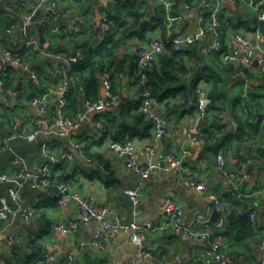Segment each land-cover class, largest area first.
<instances>
[{"label":"crops","instance_id":"obj_1","mask_svg":"<svg viewBox=\"0 0 264 264\" xmlns=\"http://www.w3.org/2000/svg\"><path fill=\"white\" fill-rule=\"evenodd\" d=\"M129 1L143 4L145 16L142 20L150 22L153 29L147 31L145 40L140 41L133 36L120 41L117 53L120 60H125L124 71L115 74L113 78L109 74L118 96L117 101L102 112H88L84 89H81L78 104L71 108L68 104L66 110V116L79 123L78 128L69 137L57 136L58 98L65 86L66 59L101 45L104 42L101 40L103 18H110L112 28L111 17L118 7L126 6ZM255 1L220 0L219 32L223 47L220 62L232 67L231 71L219 73L223 78L220 91L226 95V99L223 103L221 97L222 105L219 106L222 112L217 115L225 127L219 130L214 128L212 141L199 146H191L186 133L196 125L198 115L197 104L191 98L192 90L201 86L211 92L212 88L207 78L211 80L212 71L209 68L214 67L212 55L219 52L208 49L212 42L210 32L196 36L193 45H183L180 51H175L173 45V50L178 53L197 49L203 59L185 58L186 72H174L179 83L161 94L163 101L157 99L159 110L169 117L166 135L157 140L152 129L146 130L135 119L137 111L134 108L138 106L140 88L134 82L135 72L132 70L134 68L136 71V60L141 48L151 38L162 37L163 29L157 20L163 14V7L158 0H23L21 11L23 4L27 6L26 13H22L23 17L29 11L36 10L35 19L42 23L49 16L50 25L43 30L45 44L41 43L36 29L26 38L34 37L38 40L39 52L35 53L28 52L26 45L21 49L17 20L0 9V17L13 24L8 30L0 27L6 33L5 36L0 30L1 49H8L10 45L14 53L26 57L28 64V69L10 64L4 61L0 51V80L5 82V89L0 92L1 141L11 135L17 136L11 147L24 158L28 172L34 175L37 168L48 166L54 176L48 186L35 187L33 181L24 185L23 194L31 213L29 219L10 224L0 220V264L22 262L31 254H36L31 263L36 264L45 260L48 253L65 256L77 245L83 246L77 255V264H128L138 257L141 240L147 242L152 254V258L141 264H202V254L209 246L208 241L192 238L183 231H123L115 242L107 237L100 248L91 245L100 228L99 221H94L88 227L80 224L70 235L58 232L57 225L79 219V205L76 202L59 205L51 197V191L64 183L69 184V194L88 199L97 209H105L108 217H119L124 225L134 220L133 203L126 193L128 190L141 193L136 217L139 223L161 224L166 219L165 204L175 200L183 207L185 225L191 224L197 215L206 216L215 237L221 235L223 238L225 253L242 264H261L264 256V158H251L259 157L252 149L254 141L238 133L237 122V118L244 115L242 111L246 113L245 109H248L247 115L250 114L249 110L253 111L257 120L261 121V132L256 143H264V6L258 12ZM199 2L190 0L187 2L188 7L185 4L177 6L174 24L177 35L196 34L197 14L193 6ZM65 13L67 16H64ZM259 13L262 22L258 30L256 23ZM79 28L81 30L78 32ZM237 36L248 42L244 50H240L235 40ZM153 66H159V58ZM32 72L36 73L38 81L32 78ZM105 75L100 77L98 98L104 92ZM245 78L251 84L249 98H243ZM70 80L69 74L67 82ZM35 97H40L46 107L37 143L25 138L32 131L29 119L39 112V107L32 102ZM220 115L224 116V120ZM206 118L209 119L206 126L210 127L212 112L209 111ZM97 120L106 125L102 141L96 140L98 131L93 121ZM126 138L134 140L136 158L141 164L145 161L142 156L144 147L156 146V163L160 169L144 178L134 169L128 168L126 159L108 148L111 140L120 142ZM185 151L189 153L183 155ZM168 154L179 156L182 168L165 171L162 167ZM219 154L223 155L232 172L248 171L250 177L241 184L242 193L262 192L250 198L235 195V200L232 199L234 196L228 194L231 179L224 176L216 164ZM14 161L11 151H0V173L14 176ZM190 174L204 183L207 190L202 192L191 188L188 183ZM10 187H13L10 183H0V206L1 199L6 197L12 208L15 207L9 198ZM213 195L219 197L222 205L221 216L216 220L209 215V212L215 211L210 197ZM251 211L257 213V225L251 228L256 235L255 241L247 245L242 243V246L231 245L225 236L229 216L236 213L238 220L244 222L249 220ZM246 212L247 218L241 217ZM197 229L202 228L197 226Z\"/></svg>","mask_w":264,"mask_h":264},{"label":"built area","instance_id":"obj_2","mask_svg":"<svg viewBox=\"0 0 264 264\" xmlns=\"http://www.w3.org/2000/svg\"><path fill=\"white\" fill-rule=\"evenodd\" d=\"M163 7L167 20V37H173V45L175 51H180L183 45L191 46L196 41V36L210 32L212 36V42L208 46V49L212 52L222 51V39L220 36L221 23L219 21L220 14V0H200L198 5H194L193 8L197 14L198 29L196 34L183 36L175 33V8L179 5V0H158ZM185 4V3H184ZM256 9L260 12V8L264 6V0H256ZM184 6H187L185 4ZM188 7V6H187ZM26 4L22 5V13H26ZM37 15V11H29L25 19V26L33 24V20ZM64 16H67L66 13ZM262 22L260 13L256 23V29ZM81 29H78V32ZM111 31V22L108 18H103L101 23V40L105 41ZM235 40L238 43L240 50H244L248 42L237 36ZM26 48L28 52L35 53L39 52L38 40L34 37H30L26 40ZM2 50V56L4 61L20 66L24 69H28L26 57L13 51L4 48ZM166 45L162 37L151 38L147 44L141 48L137 60H136V71L134 76V82L140 88V96L138 98L139 112L144 116L145 120L151 123V129L157 140H160L166 135L167 126L169 123V117L161 112L157 106V99L153 92L147 72L152 68L153 63L165 53ZM85 55L79 53L66 59L65 67V86L64 90L58 98V112H57V123H56V134L59 137H69L79 126V123L66 116V108L68 106L66 94L69 90L68 75L72 71V67L76 64L81 63L85 60ZM32 78L38 81L36 73L32 72ZM105 86L103 95L95 101H86L85 106L88 112H102L103 110L113 106L117 101L118 96L115 93L114 84L109 74L105 75ZM245 91L243 98H249V91L251 84L245 78L244 81ZM5 89V82L0 80V92ZM34 105L39 107L37 115L32 116L29 119V123L32 126V131L25 136L29 142L37 143L42 132V124L44 122V116L46 113V107L43 104V100L40 97H35L32 100ZM211 105V99L209 92L199 86L197 88V120L196 125L187 130L186 136L187 141L191 146H199L205 143V135L203 133L202 122L208 116V109ZM248 113V109H245ZM220 118L224 120V116L220 115ZM251 123H256V120H251ZM97 129V141L104 140L106 126L102 121H93ZM17 139V136L11 135L4 141H1L0 136V151L7 152L11 151L14 156V164L16 167V173L14 176L0 173V183H10L13 187L9 188L8 194L11 201L15 204L12 208L6 197L1 199L0 206V220L4 223L10 224L13 221H26L31 217V213L27 208V199L24 197L23 190L24 185L33 181L35 187H41L42 185L48 186L53 181V173L48 166H42L37 168L36 174H31L26 168V163L23 157L15 153L11 147V143ZM108 148L125 158L127 161V167L134 169L142 177L146 178L153 174L156 170L160 169L156 163L157 148L153 145L145 146L142 151L144 163H140L136 158V146L133 139L126 138L124 141H113L111 140L108 144ZM185 151L183 155L188 154ZM55 161V158H52ZM216 164L221 173L230 178L231 185L228 191L230 196H241L250 198L255 194L262 192L257 191L254 193H242L240 191L241 184L249 179L250 175L246 170L231 171L226 164L223 155H217ZM182 168V159L175 154H168L166 157L165 165L162 167L165 171H171L176 168ZM189 186L198 191H206L207 187L204 183L199 182L193 175L188 177ZM69 184L64 183L51 191V197L57 200L59 205H64L69 202H76L79 205V219L78 221H68L64 224L56 226V230L60 233L70 235L76 231L78 226L81 224L85 227L90 226L94 221H99L100 228L96 232L91 245L95 247H102L103 241L108 237L112 242H115L119 233L123 231H135L139 232L142 230H153L168 233L171 231H183L190 237L195 239L207 240L209 243L208 248L202 254V264H242L231 255L223 251V238L221 235L216 236L213 233V228L209 218L204 215H197L191 224H184V210L182 205L175 201L170 200L164 206V213L166 219L161 224H154L153 222L139 223L136 220L138 217V206L141 202V193L137 190H128L126 193L130 197L133 203V215L134 220L129 224H122L119 217H108L105 209L99 210L93 206L88 200L82 198L80 195H71L68 192ZM214 202L213 209L215 211H222V205L219 197L210 196ZM249 220L251 225L255 227L257 225V213L251 211L249 213ZM197 226H201L202 229L198 230ZM17 240V238H15ZM83 246L77 245L76 248L67 253L65 256L61 254L48 253L45 260H40L36 264H77V255L81 253ZM264 249V245H262ZM152 258V254L148 249L147 242L144 240L139 241V255L136 259H132L128 264H141L144 260ZM178 259V258H177ZM163 264H172L171 262H165ZM261 264H264V256Z\"/></svg>","mask_w":264,"mask_h":264},{"label":"trees","instance_id":"obj_3","mask_svg":"<svg viewBox=\"0 0 264 264\" xmlns=\"http://www.w3.org/2000/svg\"><path fill=\"white\" fill-rule=\"evenodd\" d=\"M189 1L190 0H179V5L184 3L187 4ZM176 9H178V7L175 8V13ZM144 14L145 7L143 4L136 1H129L126 6L118 7L117 12L113 17H111L113 26L106 40L96 48H89L88 50H85V60L73 66L71 71L72 73H69L71 75V80L69 82V90L66 94L69 108L78 104L79 96H81L82 92L81 89H84L86 101H95L100 93V77L108 73L113 78L115 74L124 71L125 60H120L121 58L119 59V54L117 53L121 46V42L133 36L137 37L140 41L145 40L147 39V31L153 29L150 22L142 20L145 16ZM157 23L163 29L162 38L165 40L166 50L165 53L159 57V66H153V68L147 72V76L149 84L155 93L156 99H158V101H163L164 98L161 94L179 83V79L176 75H174V72L180 70L186 72L184 69L185 58H197L202 60L203 57L199 52H197V49H193L186 53H178L173 50V37L167 38L166 34L167 20L164 11L162 16H160L157 20ZM12 26L13 24L11 22H7L0 17V27H4L5 30H8ZM116 38H119V40ZM221 53L222 51L218 54L212 55L214 67L212 69L209 68L210 71H212L211 80L210 77L207 78L212 83L211 92H209L211 105L208 111L212 112V118L214 120L211 121L212 123L210 122V127L206 126L209 120L207 118L202 125V127H204L203 133L205 135V142L208 143L213 139L214 134L212 133V130H214V128L219 130L225 127L218 117V115L222 112V107L219 106L222 105V103H220V100L222 99L221 97H223V103L226 99V95L222 94V91H220L219 86L223 83V78L219 73L231 71L232 67L223 65L220 62ZM132 71L135 72V69L133 68ZM191 98L192 101L197 104L196 88L192 90ZM246 104L249 105L247 102ZM247 108L250 109L248 106ZM252 108L253 106H251V109ZM134 109L137 111L134 115L137 123L139 125H144L146 130L151 129V123L145 120L144 116L139 112V104ZM249 111L250 114L248 115L242 111L244 114L243 117H241L242 119L237 118L239 125L238 133H240L241 136H245L247 139L254 141L252 143L254 146L252 149L259 157L251 156V158L258 160L260 158H264V143H256L257 136L261 132V121L257 120L258 117L253 111ZM251 120H257L258 122L251 123ZM54 170H56V168ZM235 198L236 197L234 196L232 199L235 200ZM227 227L228 229L225 236L229 238L231 245L242 246V243L247 245L249 242L253 240L255 241L256 235L253 234V230L251 229V222L249 220L240 222L236 213H232L229 216ZM38 251L39 250H37V252ZM35 256L36 254H31L22 262L15 261V263L10 262L9 264H31L35 259Z\"/></svg>","mask_w":264,"mask_h":264},{"label":"water","instance_id":"obj_4","mask_svg":"<svg viewBox=\"0 0 264 264\" xmlns=\"http://www.w3.org/2000/svg\"><path fill=\"white\" fill-rule=\"evenodd\" d=\"M23 0H1L0 2V9L6 11L9 15H11L12 17H14L19 25V29H20V34H21V49H23L25 47V41L26 38L30 36L31 31L33 29H36L39 32L40 38H41V43L45 44L46 43V39H45V35L43 30L47 27H49L50 23H49V16L45 18V20L42 23H38L36 21V19L34 18V22L32 25L30 26H25V19L23 17L22 11H21V4H22ZM1 30V29H0ZM5 36L6 33L1 30ZM9 50L14 51L13 48L9 45L8 47ZM211 214V218L212 219H217L221 216V213L219 211H213L212 213L209 212V215ZM248 213L246 212L245 214H243L241 217L243 218H247ZM215 219V220H216Z\"/></svg>","mask_w":264,"mask_h":264}]
</instances>
